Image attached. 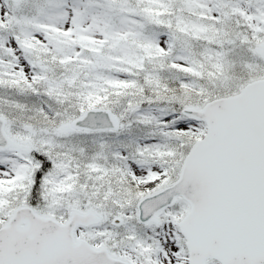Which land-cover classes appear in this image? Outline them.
<instances>
[{
  "label": "snow or ice",
  "instance_id": "snow-or-ice-1",
  "mask_svg": "<svg viewBox=\"0 0 264 264\" xmlns=\"http://www.w3.org/2000/svg\"><path fill=\"white\" fill-rule=\"evenodd\" d=\"M0 264H264V0H0Z\"/></svg>",
  "mask_w": 264,
  "mask_h": 264
}]
</instances>
